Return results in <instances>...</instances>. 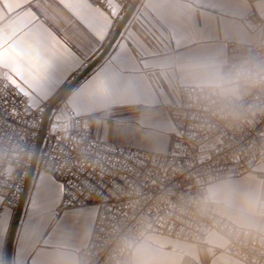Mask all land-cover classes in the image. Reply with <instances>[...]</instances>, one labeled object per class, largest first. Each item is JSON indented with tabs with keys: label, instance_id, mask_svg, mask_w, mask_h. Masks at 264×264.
Segmentation results:
<instances>
[{
	"label": "crops",
	"instance_id": "0c3cea01",
	"mask_svg": "<svg viewBox=\"0 0 264 264\" xmlns=\"http://www.w3.org/2000/svg\"><path fill=\"white\" fill-rule=\"evenodd\" d=\"M12 2L15 0H0V27L17 23L16 17L24 11H9L4 7ZM84 2L93 4L91 0ZM186 2L193 10L194 18L181 25H171L155 13L157 0H138L119 37L122 49L119 61L102 80L86 88L80 83L92 74L93 68L56 105L50 121L63 124L68 118L64 105H68L78 117L90 118L95 139L165 152L174 131L167 106L177 105L180 101V85L168 70L166 61L203 54L218 45L227 49L235 28L247 25L248 17L259 14L262 8L261 0L250 2L247 13L241 12L239 0ZM37 3L50 18L45 22L46 26L59 39L66 41L73 51H76L77 44L83 46L94 42L87 25L64 8L60 0H31L26 5L43 20L41 10L35 7ZM117 26L109 33V40ZM104 43L106 45L108 41ZM78 74L70 77L69 83ZM62 89L52 93L46 102L50 103ZM258 165L259 162L256 168ZM60 199L59 183L36 167L14 237L11 264H43L44 253L55 238L65 236L78 243L85 230L91 234L96 206H71L57 215ZM15 217L16 211L3 206L0 199V264H6ZM152 235L167 244L169 250L186 241ZM192 264H210V261L206 255H201Z\"/></svg>",
	"mask_w": 264,
	"mask_h": 264
},
{
	"label": "built area",
	"instance_id": "2783aa9c",
	"mask_svg": "<svg viewBox=\"0 0 264 264\" xmlns=\"http://www.w3.org/2000/svg\"><path fill=\"white\" fill-rule=\"evenodd\" d=\"M91 2L99 5L101 0ZM117 2L123 5L124 17L134 0ZM178 92L179 103L167 106L174 131L162 153L95 139L90 118L78 117L68 105L66 121H49L46 129L44 123L33 128L0 121L1 204L18 210L43 135L36 167L61 187L56 214L71 206H96L84 249L91 264H106L114 239L142 224L151 234L187 241L185 225L169 217L170 205L193 193L203 178L253 172L264 149V116L237 129L212 127L187 107L181 87ZM5 98L11 100L6 93L0 96V112Z\"/></svg>",
	"mask_w": 264,
	"mask_h": 264
},
{
	"label": "clouds",
	"instance_id": "9594fccd",
	"mask_svg": "<svg viewBox=\"0 0 264 264\" xmlns=\"http://www.w3.org/2000/svg\"><path fill=\"white\" fill-rule=\"evenodd\" d=\"M256 18L238 25L231 50L218 45L203 54L166 61L188 108L207 125L237 129L264 116V0ZM247 13L250 0H239ZM155 13L171 25L194 18L186 0H157ZM169 217L185 225L188 240L169 250L146 225L118 235L106 264H192L201 255L210 264H264V149L258 167L203 178L193 193L170 205ZM80 242L60 236L45 251L43 264H91Z\"/></svg>",
	"mask_w": 264,
	"mask_h": 264
},
{
	"label": "snow or ice",
	"instance_id": "6c2138e0",
	"mask_svg": "<svg viewBox=\"0 0 264 264\" xmlns=\"http://www.w3.org/2000/svg\"><path fill=\"white\" fill-rule=\"evenodd\" d=\"M30 2L15 0L4 5L9 11H24L16 17L17 23L0 27V96L6 93L11 97V100H3L0 121L36 128L42 126L46 115L52 112L50 107L45 108L50 95L65 85L68 88L77 85L69 84L70 77L94 68L80 83L90 88L119 61L122 51L119 37L123 29L114 33L111 40L109 33L117 21L123 20V5L117 0H101L99 5L84 0H60L64 8L87 25L94 37V42L77 44L73 51L46 26L50 18L42 6L35 5L41 10L43 20L26 7Z\"/></svg>",
	"mask_w": 264,
	"mask_h": 264
},
{
	"label": "water",
	"instance_id": "95a60500",
	"mask_svg": "<svg viewBox=\"0 0 264 264\" xmlns=\"http://www.w3.org/2000/svg\"><path fill=\"white\" fill-rule=\"evenodd\" d=\"M138 0H134L132 6L129 8V10L127 11V13L125 14V16L123 17V20L120 22V24L117 26L116 30L114 33L119 32V30L122 28H124L125 24L127 23L129 17L131 16L133 9L135 7V5L137 4ZM113 33V34H114ZM113 37V35H112ZM112 37L110 38V40L112 39ZM93 68H89L88 71H86L83 75H81L80 73L78 75H76L69 84H72L73 82H75V84H77L81 79H83ZM74 87V86H73ZM73 87L68 88V85H66L56 96L55 98L50 102L49 107L53 109L56 107V105L63 99V97L70 91L73 89ZM67 88V90H66ZM48 107V108H49ZM51 112V114H52ZM51 114H47L45 119H44V129L47 128L50 118H51ZM42 141H43V135L41 136L35 155H34V159H33V163L32 166L29 170V174H28V178L26 181V185H25V189L23 192V196L19 205L18 210L16 211V217H15V221L12 227V231H11V235H10V239H9V243H8V247H7V254H6V264H11V254H12V248H13V242H14V237L17 231V227L19 224V221L21 219V215L23 212V208L27 199V195L32 183V179H33V175L36 169V165L37 162L39 160V156H40V152H41V146H42Z\"/></svg>",
	"mask_w": 264,
	"mask_h": 264
}]
</instances>
